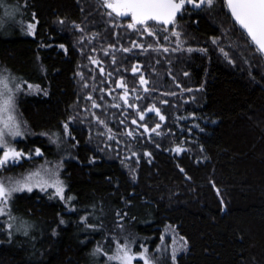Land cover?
Instances as JSON below:
<instances>
[{
  "label": "trees",
  "instance_id": "1",
  "mask_svg": "<svg viewBox=\"0 0 264 264\" xmlns=\"http://www.w3.org/2000/svg\"><path fill=\"white\" fill-rule=\"evenodd\" d=\"M0 2V64L41 89L19 102L34 136L28 144L45 151L39 133L73 118L75 139H66L71 154L61 173L65 196L75 197L71 206L77 209L69 212L59 198L37 191L16 194L11 214L35 227L28 237L14 232L11 239L6 230L0 264H105L91 252L99 242L111 254L114 244H106L105 231L117 211L127 212L125 225L147 238L151 257L167 228L188 242L177 264H264V58L246 46L223 0L210 9L187 7L177 22L181 51L168 52L162 35L127 29L98 0ZM19 18L37 24L34 34L15 23ZM133 41L159 51L133 48ZM125 89L139 112L155 105L165 120L148 114L141 121L137 109L120 99ZM158 123L161 135L140 126ZM176 147L183 151H172ZM85 215L89 223H104L105 231H82L78 222Z\"/></svg>",
  "mask_w": 264,
  "mask_h": 264
},
{
  "label": "snow or ice",
  "instance_id": "2",
  "mask_svg": "<svg viewBox=\"0 0 264 264\" xmlns=\"http://www.w3.org/2000/svg\"><path fill=\"white\" fill-rule=\"evenodd\" d=\"M192 6L193 10L199 11L205 7L211 8L214 5V0H102V6L110 11H108V16L112 17L115 14L116 17H130L131 20L127 24V29L141 31L149 36L154 35L152 28L149 26V22H155L156 25L164 27L167 31L168 26H172L170 35L176 37L177 47L172 49V51H181L180 44L182 43L180 37L182 33L177 29L176 20L180 14L185 10L186 6ZM223 6L230 13L231 19L233 21L234 29L238 26V30L241 31L242 38L246 39V46L254 48V54L264 55V0H223ZM26 7V4H25ZM35 20V14L32 16ZM58 23L63 24L64 21L60 20ZM36 23H28L26 25V32L29 35L34 34L36 28ZM21 27L23 29L24 25L21 22ZM80 29L79 25H76ZM83 31V29H80ZM83 40V37H81ZM165 41L169 39L168 35L164 36ZM213 44H218V38L212 39ZM133 48H141L142 51H159V48L152 49L149 45L148 48H143L142 45L137 44L135 41L132 42ZM60 48H64V45H59ZM109 47H112L111 45ZM132 49L123 48L122 51L127 53ZM65 51H67L65 49ZM164 52H168V48H163ZM188 52L199 51L205 52V49H192L188 48ZM220 52L228 59L229 53L225 52L223 48ZM106 51V55H107ZM39 59V57H37ZM91 60V57L89 58ZM93 64H98L96 60H91ZM229 63H233L232 60H228ZM248 61H245L247 63ZM113 63H115V57L113 56ZM133 73L138 72L137 66H133ZM101 74H103V69L101 68ZM77 75H81L77 73ZM111 74L109 73V76ZM187 75V73H185ZM117 86L125 88V85L121 81H117ZM149 82L144 78L143 75L140 77V84L147 85ZM24 85H27L29 94L32 92L41 91L39 85H33L27 83L20 77L14 76L7 69L0 70V170H7L9 168L17 167L22 161L33 160L37 157L43 156V152L40 147H35L34 150L29 149L25 151L24 149H17L14 145L19 143L18 138H24L26 133L24 129L26 128V122L21 121L16 113V98L24 91ZM85 88L88 87L87 84L84 85ZM135 91V90H133ZM144 91L147 93L148 88L145 87ZM191 91V90H189ZM44 95H47V91H44ZM172 95H175L172 93ZM141 97L136 96L139 100ZM86 99L91 100V95L87 96ZM124 103L130 108L139 109L135 104L128 103V93L125 89V93L120 97ZM166 103V101H161ZM99 107L93 101V108ZM113 107H120L119 104L113 105ZM155 113L159 117L160 121L165 120V116L161 115L160 109L151 105L148 109L143 112H139V118L141 121L145 120L147 114ZM72 117H69V121L63 123V133L59 132H41L39 135L46 136L50 144L55 145L57 149L61 148L62 142L65 137L75 139L70 131V122ZM93 119L97 123L103 124L97 117L93 116ZM123 123V121H121ZM133 124L137 121L133 120ZM143 127L144 132L155 133L156 135H161L158 131L160 124H156L154 128L149 129L146 125H140ZM109 135L108 140L111 141L115 137L108 129ZM35 135V134H34ZM128 136H133L131 131L127 132ZM118 143V142H117ZM177 153L183 151V149L176 147L172 149ZM133 156L136 153H132ZM144 155L150 156L151 154L145 152ZM94 162L91 160L90 163ZM123 162V161H122ZM62 167V161L56 165L49 167V162L46 160L44 164L40 165L33 171H29L21 177H7L5 179H0V216H7L8 223L4 225L8 232V237L11 239L14 232L17 234H22L25 237L30 235V231L34 228V225L30 224L28 221L19 220L11 214L10 204L14 194L22 192H33L34 188H38L41 192L47 193L49 189L54 190L53 194L49 196V199L59 198L60 201L65 203L67 210L69 212H76L77 209L72 207V203L75 200L73 196H65L66 184L60 177V168ZM183 171V169H181ZM136 176L132 175V180L135 181ZM95 206H93L94 208ZM128 218V213L120 211L116 212V219L111 229L112 235L106 236L105 241L111 240L114 242L115 247L109 252H105L103 247L98 242L97 246L92 249L91 256L103 257L105 259V264H133V260L136 256H139L143 260V264H162L161 260L150 257L147 255L148 250L143 249L140 253H133V246L136 243V238L131 233H126L125 230V220ZM91 219L90 215L81 216L78 224H82V231L84 232H99L105 231V224L100 223H89ZM134 219V218H133ZM67 223L64 219L59 220L60 225ZM52 235H57L56 229L52 230ZM123 240V243H121ZM182 243L179 247L174 246L171 252L172 264H177V254L181 251H186L188 248V242L184 237H180ZM81 243H85L81 241ZM143 248V246L141 245Z\"/></svg>",
  "mask_w": 264,
  "mask_h": 264
},
{
  "label": "rangeland",
  "instance_id": "3",
  "mask_svg": "<svg viewBox=\"0 0 264 264\" xmlns=\"http://www.w3.org/2000/svg\"><path fill=\"white\" fill-rule=\"evenodd\" d=\"M98 2L102 5V0H98ZM2 4V2H0V5ZM3 5V4H2ZM189 7L190 9L192 8V6L187 5L186 8ZM185 8V10H186ZM106 9V8H105ZM185 10L182 12L181 16L177 19L176 21V25L177 22L181 19V17L184 16L185 14ZM106 11H110L108 9H106ZM112 16L116 17L115 14H113ZM119 21H121L123 24H125L127 26V24L130 22L131 18H124L121 20L120 18L116 17ZM21 22L23 23L24 27L26 28V25L24 23V21H22L21 18L17 19L15 21L16 24H18L21 27ZM149 26L152 28L154 34H160L163 36L168 35L169 39L167 41H165L164 39V44L162 46L171 49L172 47H177V41H176V37L171 36V30H172V26L167 27V31H165L164 27L156 25L155 22H149ZM177 30V29H176ZM181 46V44H180ZM6 69L4 67L3 64H0V70ZM8 70V69H7ZM36 73L38 74H42L43 70L42 68L39 66V64H37V68H36ZM12 75H14L11 72ZM15 76V75H14ZM27 83L29 84H33V85H37V82H29L27 81ZM24 91L21 92L17 98H16V113L18 115V118L25 122L21 117H20V113H19V102L24 99L27 96L32 95L33 93L36 92H32L31 94H29L28 89H27V85H24ZM152 116H156V114L153 112L151 113ZM148 115V114H147ZM146 115V116H147ZM147 118V117H146ZM145 118V119H146ZM26 136L24 138H18L19 139V143L15 144L14 146L17 147V149H24L25 151L32 149L34 150L35 147H38L37 145H29L28 143L30 141L33 140L34 136L33 133L29 130L27 124H26V128L24 129ZM51 132H59V133H63V125L59 128H56L54 130H50ZM43 140V146L46 148L45 151H43V149L41 148L42 152H43V156L41 157H37L33 160H26L23 164H20L17 167H13V168H9L6 171L5 170H0V179H5L7 177H21L22 175L26 174L29 171H33L35 170L37 167H39L40 165L44 164V162L47 160L49 162V167L56 165L58 163H60L61 161L70 158V154H71V147L72 145L70 143L67 142V137L64 138L61 148L57 149V147L55 145H52L49 143L48 138L46 136H40ZM62 168H60V179L63 180L62 178ZM64 181V180H63ZM38 190L40 194H44L47 195V197L49 198V196H51L53 194L52 189H49L47 193L45 192H41L38 188H34L33 191ZM18 194V193H16ZM14 194V196L16 195ZM13 196V197H14ZM57 199V198H55ZM51 200V199H50ZM53 200V199H52ZM104 219L106 221H108L107 223H109L111 221V216H105ZM108 219V220H107ZM8 223V218L7 216H0V242H1V236L6 232V228L4 227V225H6ZM113 223L111 225V223L108 224V228H106V236H111L113 233L111 231V229L113 228ZM111 226V227H110ZM35 227V225H34ZM125 230L126 233H131L135 238H136V243L133 246V253H140L141 251H143V249H147L148 250V246L147 244H144L147 241V238L140 235L139 233H137L135 231L134 226H132V224H126L125 225ZM174 240H175V246L179 247V245L182 243V241L180 240V237L177 236L175 234V232L172 231V229H165V231L162 233L161 235V242L158 244V246L155 248V250L153 251V253H155V255H153L152 257L157 258L159 260H161L162 264H169L167 261H171V252H172V248L174 246ZM122 241V240H121ZM109 243H113L111 240H108V242L106 244ZM123 243V242H122ZM141 245L143 246V248L141 247ZM114 246L112 247V249H114ZM148 250L147 255L151 257L152 253ZM180 253V252H179ZM179 253L177 255H179ZM167 260V261H166ZM133 264H143V260H141L139 258V256H136V258L133 260Z\"/></svg>",
  "mask_w": 264,
  "mask_h": 264
},
{
  "label": "flooded vegetation",
  "instance_id": "4",
  "mask_svg": "<svg viewBox=\"0 0 264 264\" xmlns=\"http://www.w3.org/2000/svg\"><path fill=\"white\" fill-rule=\"evenodd\" d=\"M181 16V14L178 16V18ZM118 18H120L121 20L123 19V17H118ZM127 18H130V17H127ZM177 18V19H178ZM177 21V20H176ZM169 27V26H168ZM25 161H22L20 164H23ZM37 192H39L38 190H36ZM42 195H44V194H42Z\"/></svg>",
  "mask_w": 264,
  "mask_h": 264
},
{
  "label": "water",
  "instance_id": "5",
  "mask_svg": "<svg viewBox=\"0 0 264 264\" xmlns=\"http://www.w3.org/2000/svg\"><path fill=\"white\" fill-rule=\"evenodd\" d=\"M228 11V10H227ZM229 13V12H228ZM229 15H230V13H229ZM231 17V16H230ZM238 27V26H237ZM263 58H264V55H261Z\"/></svg>",
  "mask_w": 264,
  "mask_h": 264
}]
</instances>
